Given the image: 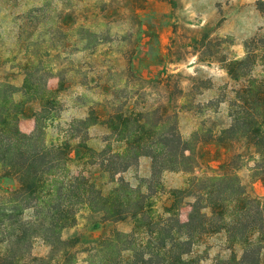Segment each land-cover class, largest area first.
<instances>
[{
  "label": "trees",
  "instance_id": "obj_1",
  "mask_svg": "<svg viewBox=\"0 0 264 264\" xmlns=\"http://www.w3.org/2000/svg\"><path fill=\"white\" fill-rule=\"evenodd\" d=\"M96 3L0 0V25L8 23L0 27V264H202L200 243L217 234L231 251L217 264H261L264 198L249 193L240 171L253 163L255 180L264 174V33L225 66L239 84L228 101L230 125H202L185 139L178 113L141 102L140 84L156 78L124 68L123 50L105 52L121 40L113 21L85 16ZM66 13L76 19L66 23ZM81 52L94 61L115 53L116 66L105 59L108 67L90 77L95 63L88 71L72 60ZM68 98L83 116L66 119ZM25 117L35 122L30 134L20 128ZM209 145L228 152L212 174L199 157ZM169 171L187 175L181 188L166 190ZM86 214L98 216L100 228L130 229L115 228L88 247L64 239ZM37 242L44 255L35 253Z\"/></svg>",
  "mask_w": 264,
  "mask_h": 264
},
{
  "label": "rangeland",
  "instance_id": "obj_2",
  "mask_svg": "<svg viewBox=\"0 0 264 264\" xmlns=\"http://www.w3.org/2000/svg\"><path fill=\"white\" fill-rule=\"evenodd\" d=\"M34 1L53 5L58 0ZM79 1L81 7L88 2H97L85 16L96 19L101 15L114 22L116 30L113 34H117L121 41L107 45L105 52L123 50L124 68L125 64L132 67L141 79L156 78L149 84H140L141 91H145L141 102H145L148 108L161 109L167 116L178 113L180 132L185 139H189L202 125L214 131L230 125L228 101L239 84L231 80L225 66L229 61L245 55L247 40L264 33V0ZM7 5L5 2L1 4L4 14L8 15L5 12L8 10ZM64 18L67 19L66 23H71L76 19V13H66ZM2 23L1 30L8 24L6 21ZM14 26L10 25V28ZM115 53L109 59L102 56L100 60L94 61L90 53L81 52L74 54L72 60L85 65V68L91 62L93 65L95 63L97 70L95 74L90 73V77L94 78L99 67H108L105 59L111 66H116ZM58 83V79L52 77L48 84L50 88L56 89ZM66 102L67 120L84 115L83 111L76 110L71 98ZM133 107L139 108L136 105ZM99 110L106 112V107L101 104ZM20 128L22 132L30 134L35 122L25 117ZM91 133L99 136L101 131L93 129ZM199 157L204 160L202 171L212 174L226 165L228 152L225 147L209 145L199 152ZM254 166L248 163L240 171V176L252 196L264 198V174L255 180L257 172L253 171ZM187 178L183 172L169 171L164 173L163 183L166 190L170 191L181 188ZM169 199V195H165L160 206L167 205ZM188 212V209L183 210V221L187 220ZM99 223L100 218L96 215H82L77 226L65 231L63 238L79 239L81 244L88 247L95 244L101 235L115 228L130 229L128 224L100 228ZM228 248L225 234L204 238L198 248L204 258L202 264L225 261L231 252ZM35 253H46L41 242L36 243ZM261 264H264V250Z\"/></svg>",
  "mask_w": 264,
  "mask_h": 264
}]
</instances>
